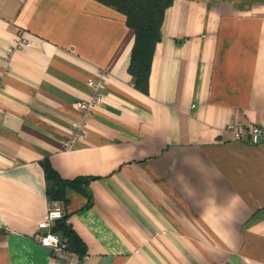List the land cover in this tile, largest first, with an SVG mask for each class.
Here are the masks:
<instances>
[{
	"label": "crops",
	"instance_id": "0c3cea01",
	"mask_svg": "<svg viewBox=\"0 0 264 264\" xmlns=\"http://www.w3.org/2000/svg\"><path fill=\"white\" fill-rule=\"evenodd\" d=\"M134 39L98 0H0V264H264V139L225 129H264V0H173L148 92ZM90 79L104 98L84 117ZM45 160L93 178L62 205L82 258L35 236Z\"/></svg>",
	"mask_w": 264,
	"mask_h": 264
},
{
	"label": "trees",
	"instance_id": "16d2710c",
	"mask_svg": "<svg viewBox=\"0 0 264 264\" xmlns=\"http://www.w3.org/2000/svg\"><path fill=\"white\" fill-rule=\"evenodd\" d=\"M126 15V23L135 32V39L131 51V59L128 67L135 86L143 91L149 90V76L155 46L161 38V25L165 11L173 0H98ZM45 178L47 182V196L49 200H60L65 206L67 202V190L73 189L91 198L89 185L92 177L76 176L64 178L50 164L48 160L43 162ZM52 230L58 233L66 242L67 248L77 253L81 258L87 253L86 242L76 232L69 222V215L56 220Z\"/></svg>",
	"mask_w": 264,
	"mask_h": 264
},
{
	"label": "built area",
	"instance_id": "2783aa9c",
	"mask_svg": "<svg viewBox=\"0 0 264 264\" xmlns=\"http://www.w3.org/2000/svg\"><path fill=\"white\" fill-rule=\"evenodd\" d=\"M2 72H0V83ZM95 90L92 96L88 99H81L76 103L77 108L83 111V116H88L92 108L103 103V93L100 88L103 85V80H89ZM81 126L79 125L77 131L73 132L71 138L66 141V146L70 147L73 140L82 135ZM225 129L230 133L231 140L245 141L251 144H257L264 139V129L255 123H242L237 121L229 122ZM64 214L62 202L60 200H50L48 212L46 217L39 223V230L35 233L38 241L51 249L53 254L62 259H67L72 255V251L67 248L66 242L61 236L52 230L53 224L60 219Z\"/></svg>",
	"mask_w": 264,
	"mask_h": 264
}]
</instances>
